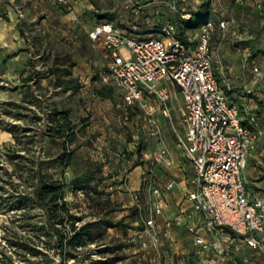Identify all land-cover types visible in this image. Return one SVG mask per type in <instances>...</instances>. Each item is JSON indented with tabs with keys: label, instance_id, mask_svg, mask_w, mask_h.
Segmentation results:
<instances>
[{
	"label": "crops",
	"instance_id": "0c3cea01",
	"mask_svg": "<svg viewBox=\"0 0 264 264\" xmlns=\"http://www.w3.org/2000/svg\"><path fill=\"white\" fill-rule=\"evenodd\" d=\"M69 1L73 5V12L78 20H74L70 13L64 12L55 0H0V82L8 81L14 84L9 95L0 92V104L8 101L20 103L24 94L22 89L27 88L28 85L23 82V78L35 72L30 65L32 60L26 48L29 28H36L33 32L36 39L38 37L47 39L54 34L70 33L84 41L94 25L102 21L111 22L125 33L138 38L157 36L161 28L171 22L175 24L183 39H193L197 37L200 26L186 24L187 21L181 19V14L185 12L196 14L202 6L206 5L207 10L202 13L204 19L212 20L215 24L210 41L213 73L220 81L229 103L238 106L242 120L247 118L249 112H254L264 130V54L259 52L264 50V0H178L177 4H173L171 0ZM70 17L73 22H70ZM221 22L225 23L224 28L219 26ZM66 25L72 29L65 32ZM85 54L82 50L79 56H85ZM246 54L250 55L248 64L243 63ZM90 56L94 57L93 53H90ZM71 63L68 67L66 64L60 65L56 62L51 64L46 70L54 66L60 68L62 72L54 75L47 74L40 79L39 85H42L43 80L52 78L57 82L55 88L61 89L65 98L61 102L51 104L62 110H70V118L76 124V110L74 106H71L70 101L75 98L77 102H85L86 97L79 94L84 86L78 84L73 71L80 64ZM94 67L97 74L90 77L89 87L93 95L91 98L108 101L110 108L106 110L103 118L105 123L109 124L116 120L113 108L116 87L103 81L102 76L106 73L103 68ZM254 67L258 69L259 75L255 74ZM61 79L64 80L61 81ZM0 89L3 88L0 86ZM153 104V111L142 115L144 120L148 119V126L155 119L161 128V139L145 140L147 142L150 139L155 140V147L143 144L142 148H136L134 140H128L129 147L125 146L128 152L108 149L91 150L86 152L84 157L86 169L79 177L87 175L91 178V185H96L95 188L102 192L101 195L109 198L112 203L118 199L129 202V199L136 200L142 195L151 199L150 182L142 181V173L145 170L148 171L152 165L155 166L150 159H154L157 151L165 143L170 149L174 164L172 166L158 164L153 167L152 184L160 183L165 186L173 181L174 186L165 193L164 211L157 221L163 227L166 220L181 216V225L171 229V239L173 238L176 245L180 247L181 253L188 256L196 249L195 253L199 255L189 229L201 226L202 219L185 200L186 192L191 188L193 170L183 159L171 130L169 132L166 127L167 118L163 116L161 109ZM179 110L183 112V109ZM136 111H140L139 104L129 109L131 121L134 120ZM93 124L91 122L88 128ZM3 132L12 141L11 134L4 130ZM74 162L75 156L68 171L71 170ZM243 176L249 196L264 199V134L259 139L255 150L248 156ZM71 179H74V176ZM141 228L143 226L139 227ZM256 235L262 240L261 249L254 250L237 241L224 264H264V228ZM190 246H193L191 250Z\"/></svg>",
	"mask_w": 264,
	"mask_h": 264
},
{
	"label": "built area",
	"instance_id": "2783aa9c",
	"mask_svg": "<svg viewBox=\"0 0 264 264\" xmlns=\"http://www.w3.org/2000/svg\"><path fill=\"white\" fill-rule=\"evenodd\" d=\"M171 1L176 4L178 0ZM55 3L67 13L74 11L68 0ZM73 18L78 20L76 14ZM190 18V13L181 14L183 20ZM219 26L224 28L225 23ZM214 30V22L206 20L196 38L183 39L170 22L159 35L138 38L102 21L94 25L88 37L101 44L111 58L102 78L121 92L122 101L117 108L127 112L139 104L151 112L155 103L169 118L172 99L177 94L182 97L181 129H174L173 133L194 174L185 200L202 219L201 226L189 231L198 254L211 255L214 264H224L237 241L254 250L262 248V240L256 234L264 228V199L249 196L243 172L264 130L254 112L242 120L238 106L229 103L214 75L210 45ZM249 56H244V64H248ZM253 70L259 75L256 67ZM149 128L150 136L161 139L157 120H152ZM154 164H174L165 143L155 154ZM173 186V181L165 186L150 183L153 200L147 208L143 229L138 232L143 248L171 239V229L182 223V217L176 216L166 220L161 229L157 225L164 211L165 193Z\"/></svg>",
	"mask_w": 264,
	"mask_h": 264
},
{
	"label": "rangeland",
	"instance_id": "374dc122",
	"mask_svg": "<svg viewBox=\"0 0 264 264\" xmlns=\"http://www.w3.org/2000/svg\"><path fill=\"white\" fill-rule=\"evenodd\" d=\"M68 2L73 9L72 3L69 0ZM74 14L75 13L72 12L70 16ZM69 20L70 22H73L71 17ZM201 20L202 14L197 13L194 14L193 19L186 22V24L197 26ZM69 29L71 30L72 28L68 25L64 28L65 32ZM35 30L36 28H29L31 34L29 32L27 35L28 40H26V48L27 52H29L31 56L33 68L36 72H45L46 68L54 62L60 65L66 64L67 67L72 64L71 62H78L80 64L79 67L75 68L73 71L75 78L78 79V84L84 86V89L81 92L79 91V94H83V96L86 97V100L85 102H77V100L73 98L70 101L71 106H74L77 114L76 126L78 130V137L71 147L75 151V162L71 170L68 171V174L65 175L68 180H70L73 176L74 178H78L85 172L86 161L84 157H86V152H90L91 150L102 151L104 149H108L111 151L117 150L128 152L126 151L125 146L129 147L127 145L128 142L133 140L136 148H142L143 144H148L149 147H155V140L150 139L148 142L145 141L149 140V138H153L150 136V126H148L149 121L148 119L144 120L142 115L149 111H146L139 105L140 111L135 112L133 117L134 120L131 121V118L126 111L116 107V105L122 101V94L115 86V107L113 108L114 113H116V120L107 124L105 123L106 121L103 118L105 116L103 115H106V110L110 108L108 101L104 102L102 99L91 98L93 95L90 90L91 88L89 87V81L91 76L97 74L95 73L94 66L103 68L107 72L108 65L111 62L109 54L103 49L101 44L91 42L88 36L84 41L79 40L70 33H60L58 35L54 34L53 37L47 39L39 37L36 39V35L33 33ZM82 50H84L86 54L85 56L80 57L79 55ZM90 53H93L94 57H91ZM62 80L64 79H61V81ZM30 84L34 94L40 96L44 103H58L65 98L63 91L55 88L57 82L54 81L53 78L50 80H43L42 85L39 86H36L33 82ZM0 86L3 88L0 89V92H2L1 94L9 95L12 92L11 88H13L14 84L8 81H1ZM22 91L25 92L27 89L24 87ZM71 96L73 97V95ZM176 97V99H172L173 102L169 105L170 117L167 118L166 121V127L169 129V132L171 130L173 136L174 129H181L180 121L182 110L179 109H183L182 97L179 94H177ZM74 102L78 104H73ZM29 108H32L34 111H30ZM20 112L22 114H26L27 117L17 121L10 117H5L3 120L9 123H16L21 128L25 126L29 127L31 128V132L40 133L41 131L43 132L46 130L43 121H36L33 119V116L35 115L42 116V111L38 108L26 104ZM140 114L142 116L137 117ZM90 118H93L94 120L92 121ZM91 122L94 124L88 128ZM10 141L11 139L6 137L3 130L0 129V154L4 152V147L1 146L10 144ZM35 151L39 158L52 159L54 155L60 153L61 146L58 141H51L45 137L42 139V142L36 144ZM150 161L154 162V159L151 158ZM0 167H4L9 171L13 170V166L7 163L1 155ZM45 172H49L57 178L59 176L60 169L52 167L48 170L45 169ZM148 175L147 170L142 173V181L144 183L148 182ZM6 189L11 190V187L7 185ZM19 189H22V187H19ZM73 193L72 189L69 188L67 199L71 202L72 212H74V214H76L80 219L77 224L83 225L97 220V218L101 216L109 218L114 222L123 220L126 227L103 230L102 236L97 238L93 243L79 250L77 259H69L66 264H106L112 259L115 260L113 264H184L187 260L189 261V264H191V257L181 253L180 247L176 245L173 238L159 240L156 247L152 246L151 243L147 248H143L141 246L140 239L138 237V232L141 231V229L139 230V227L143 226L142 219L144 220L146 216H148V213L145 212V210H147L149 204L152 202V197L150 199L148 196L144 197L142 195L136 200L129 199V202L127 200L118 199L117 201H114L113 204L111 203V205L106 207L104 212L101 214L98 213L99 211L96 209H91L87 204L85 205L84 199L86 198V195L79 192L76 193V195H72ZM1 209V250L5 251L8 256H13L12 259L17 264H48L42 259L32 257H28V260H23L17 253L12 252V249L6 241V237L12 236V232H14V230H20L17 227L19 226L18 224L20 221H16L17 218H14V212H6L3 207H1ZM140 210L142 211V214L137 213ZM34 212L37 215L36 220H42L39 216V210H35ZM157 225L159 229L162 228L159 221H157ZM25 235L32 236L31 233L27 234V232H25ZM171 236L172 235L170 233V238ZM42 240L44 239H37L39 247L43 246L41 243ZM147 240L149 241V239ZM192 247L190 246V250ZM195 250H192L193 264H214L212 262L211 255L208 257H202L201 255L200 257V254L197 255ZM47 252L49 260H54V262H56L55 260L57 259L53 256L52 251ZM202 259H204V261Z\"/></svg>",
	"mask_w": 264,
	"mask_h": 264
},
{
	"label": "trees",
	"instance_id": "16d2710c",
	"mask_svg": "<svg viewBox=\"0 0 264 264\" xmlns=\"http://www.w3.org/2000/svg\"><path fill=\"white\" fill-rule=\"evenodd\" d=\"M205 10H207L206 5L202 6L198 13L202 14ZM187 13L191 14V18L182 20L188 22L193 19L194 14ZM205 21L202 14L198 26ZM259 52L264 54V50ZM30 65L33 66V62H30ZM60 72H62L60 68L53 66L43 73L35 71L28 74L23 78V82L28 85L21 102L8 101L0 104V128L12 136L10 144L1 146L4 147V152L0 155L13 166L12 171L0 167V210L3 207L6 212H14V218L20 221L17 226L20 230H14L12 236L6 237V241L12 252L17 253L23 260L32 257L42 259L48 264H66L69 259H77L79 250L102 236L103 230L126 227L123 220L114 222L101 216L92 222L77 224L80 219L72 212L71 202L67 199L69 188L74 194L79 192L86 195V200L84 199L86 204L101 214L112 202L101 195L102 192L95 188L96 185H91V178L87 175L71 180L65 177L75 156V151L71 147L77 138V126L70 118V110H62L52 104L44 103L40 96L34 94L29 84L33 82L39 86L41 78L46 77L47 74L54 75ZM26 104L42 111V116L35 115L33 119L43 121L45 131L31 132L29 127L21 128L16 123L3 120L5 117L16 121L27 117L20 112ZM29 110L34 111L32 108ZM127 113L129 115V110ZM45 137L51 141H58L61 146L60 153L52 159L39 158L36 155V144L42 142ZM52 167L60 169L57 178L45 172V169ZM153 167L155 166L152 165L147 171L148 182L151 184L154 180ZM7 185L11 190L6 189ZM35 210H39L42 220H36ZM145 212L148 213V210ZM137 213L142 214V211ZM25 232L31 233L32 236H26ZM37 239H44L41 242L42 247H39ZM47 251H52L57 259L56 262L49 260ZM192 253L189 255L191 264L194 263ZM12 258L13 256H8L0 248L1 264H17ZM114 261L112 259L106 264H113Z\"/></svg>",
	"mask_w": 264,
	"mask_h": 264
}]
</instances>
